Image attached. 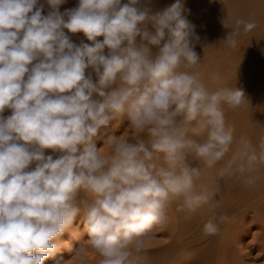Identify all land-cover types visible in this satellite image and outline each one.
Wrapping results in <instances>:
<instances>
[{
    "label": "clouds",
    "instance_id": "9594fccd",
    "mask_svg": "<svg viewBox=\"0 0 264 264\" xmlns=\"http://www.w3.org/2000/svg\"><path fill=\"white\" fill-rule=\"evenodd\" d=\"M47 3L53 11L45 16L38 0H0V113L12 110L0 116V264H44L80 213L99 264H147L144 245L168 222L174 201H183L188 219L219 208L214 197L226 171L249 185L259 179L264 139L259 151L248 138L236 139L225 106L247 103L244 91L209 89L221 72L217 67L205 80L197 70L195 26L182 0L155 14L137 7L139 0H79L63 14L65 0ZM255 27L236 20L225 43L236 48L241 29ZM65 29L92 44L77 46ZM125 115L131 138L109 136L102 155L94 137ZM227 220L209 219L204 234H218ZM73 256L84 264V244Z\"/></svg>",
    "mask_w": 264,
    "mask_h": 264
},
{
    "label": "rangeland",
    "instance_id": "374dc122",
    "mask_svg": "<svg viewBox=\"0 0 264 264\" xmlns=\"http://www.w3.org/2000/svg\"><path fill=\"white\" fill-rule=\"evenodd\" d=\"M175 2L176 0H139L137 7L147 8L152 14H155L162 12ZM78 3L79 0H65V3L60 5L59 11L63 14L66 10L76 8ZM125 3H128V0H121L122 5ZM182 3L186 9L184 13L186 19L195 26L191 40L194 50L202 61L197 70L207 80L209 72L217 67L220 69V79L208 83L210 90L235 86L244 91L247 103L235 109L225 106V118L228 123L235 126L237 140L242 136L246 137L259 151L260 142L264 139V0H182ZM40 6H43L42 15L46 16L53 11L47 0H38L37 7ZM238 19L254 22L256 27L247 34L243 33L241 29L238 46L231 48L225 41ZM148 28L149 31H154L151 25ZM64 31L70 41L77 46L81 43L92 44L82 32L71 33L67 29ZM97 40L102 41L103 37H97ZM139 41L140 37H137V42ZM109 51L106 47L104 54L107 55ZM151 51L156 54L158 48L152 46ZM85 74L86 76L91 75L93 82L98 79L92 68L86 69ZM26 78L27 76H25ZM93 98L98 99L99 97L94 94ZM11 114L12 110L6 108L3 113H0V116L6 119ZM125 134H128L130 138L132 136L130 121L126 115L114 119L106 127H102L94 137V143L97 148H101L103 155L108 151L103 145L109 136L120 137ZM141 138L147 141L149 137L145 132L141 134ZM45 155H52L56 159L61 153L45 149ZM189 163L190 166L196 167L199 162L190 160ZM34 167L35 163L29 166V170ZM225 167V161L219 162L214 169L210 170V174L216 175ZM258 167L259 171L256 175L259 176V179L251 185L247 184L246 177L240 176L239 173L226 171L220 181L218 192L222 190L229 192L236 188L238 194L236 192L228 195L226 199L219 201V204L228 206L233 200L244 199L245 191L250 189L252 193L261 191L256 209L263 207L264 165ZM258 188L260 189L258 190ZM256 190L257 192H255ZM214 198L216 199V197ZM201 211L202 209L198 210L186 219L187 213L183 210V201H174L168 209V222L157 228L153 237L144 245L148 251V259L157 255L178 259L188 248H194V259L189 264H201L212 253L215 244L224 240L231 244L232 254L230 256L232 258L228 264H264V217L262 212L243 207L242 210L233 213L232 219L220 224L221 230L218 234L205 235L204 224L213 217L217 222V216L212 213L206 216V214H201ZM227 224L231 228L223 235L222 226ZM60 239L62 242L60 251L45 260L44 264H56V261L61 259L67 261V264H76L78 257L73 255L82 244H84V264H89L92 260L94 262L95 259L99 264L100 257L86 244L89 237L84 231L83 213L77 215L71 230L66 231ZM69 248L73 251L70 252Z\"/></svg>",
    "mask_w": 264,
    "mask_h": 264
},
{
    "label": "bare ground",
    "instance_id": "6f19581e",
    "mask_svg": "<svg viewBox=\"0 0 264 264\" xmlns=\"http://www.w3.org/2000/svg\"><path fill=\"white\" fill-rule=\"evenodd\" d=\"M230 158V154L228 157H225L224 160L220 161L222 162H226L227 160ZM223 166V165H222ZM254 189V188H253ZM260 188H258L259 190ZM238 194V191L236 188H233L231 191L229 192H225V191H220L217 193V195L215 196L216 199L214 198V200L222 201L224 199H226L228 197V195H232L233 193ZM257 192V190L255 191ZM261 194V191H258V193H252V190L248 189L245 191V198L244 199H239L238 200H233L231 204H229L228 206L225 205H220L219 208L215 209L214 212H208L206 208L202 209L201 214L208 216L209 213L215 214L217 216V222L219 223V217L221 215H226L228 217L229 221L230 219H232V215L233 213H236L238 210H242L243 207H246V209L252 208L254 211H259L262 212L263 217H264V206L261 207L260 209H256L257 208V204L260 200V197H258ZM196 213V212H195ZM200 214V212H198ZM197 213V214H198ZM194 214V213H193ZM191 214V215H193ZM225 221V222H227ZM225 222H223L222 224H224ZM230 226L227 224L225 226H222L223 229V235L226 233V231L230 230ZM221 230V229H220ZM222 234V232H221ZM222 235V236H223ZM231 244H229V242H225L224 240H220L217 244H215L214 249L212 250V253L210 255H208L207 260H201L202 263L201 264H228L230 259L232 258L230 255L232 254V250H231ZM64 251L66 250L65 248L63 249ZM195 249L194 248H188L186 251H184V253L182 254V256L178 259H170L167 257H161L160 255L156 256V257H152L150 259L147 260V264H189L193 259V251ZM98 260L96 262H90L89 264H97ZM200 264V263H199Z\"/></svg>",
    "mask_w": 264,
    "mask_h": 264
}]
</instances>
